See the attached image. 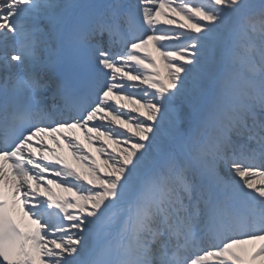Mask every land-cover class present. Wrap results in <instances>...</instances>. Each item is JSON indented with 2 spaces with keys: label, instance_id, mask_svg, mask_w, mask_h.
<instances>
[{
  "label": "snow or ice",
  "instance_id": "6c2138e0",
  "mask_svg": "<svg viewBox=\"0 0 264 264\" xmlns=\"http://www.w3.org/2000/svg\"><path fill=\"white\" fill-rule=\"evenodd\" d=\"M0 73V264H264V0H0Z\"/></svg>",
  "mask_w": 264,
  "mask_h": 264
},
{
  "label": "bare ground",
  "instance_id": "6f19581e",
  "mask_svg": "<svg viewBox=\"0 0 264 264\" xmlns=\"http://www.w3.org/2000/svg\"><path fill=\"white\" fill-rule=\"evenodd\" d=\"M157 27H160V28H168L167 26H165L164 24H159V25H157ZM167 43H175V42H167ZM158 69L160 70V72L162 73L163 72V67H158ZM148 71H151V70H148ZM2 74V73H1ZM133 115H136V114H133ZM76 135L78 136V137H80V139H81V141H83V136H82V134L79 132V130H76ZM47 144L45 143V147H54L52 144H50V145H47ZM105 147H107V145H105ZM110 150V149H109ZM89 152H90V154L93 156V158H95L96 157V153L94 152V149H89ZM60 153L62 154V152H61V150H60ZM71 163H73L74 165H75V161H73L72 159H71ZM46 175H48V176H51L50 174H46ZM53 187V186H52ZM54 188V187H53ZM55 191L56 192H59V190L58 189H55ZM209 264H213V262L210 260L209 261Z\"/></svg>",
  "mask_w": 264,
  "mask_h": 264
},
{
  "label": "rangeland",
  "instance_id": "374dc122",
  "mask_svg": "<svg viewBox=\"0 0 264 264\" xmlns=\"http://www.w3.org/2000/svg\"><path fill=\"white\" fill-rule=\"evenodd\" d=\"M178 19V18H177ZM160 23H162V24H164L163 23V17L161 18V22ZM166 25V24H165ZM166 26H168L169 28H177V26L176 25H166ZM178 31H180L179 29H177ZM175 43H176V41H174Z\"/></svg>",
  "mask_w": 264,
  "mask_h": 264
}]
</instances>
